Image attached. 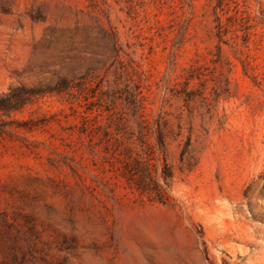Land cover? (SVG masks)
I'll return each mask as SVG.
<instances>
[{
	"label": "rangeland",
	"instance_id": "374dc122",
	"mask_svg": "<svg viewBox=\"0 0 264 264\" xmlns=\"http://www.w3.org/2000/svg\"><path fill=\"white\" fill-rule=\"evenodd\" d=\"M0 264H264V0H0Z\"/></svg>",
	"mask_w": 264,
	"mask_h": 264
},
{
	"label": "trees",
	"instance_id": "16d2710c",
	"mask_svg": "<svg viewBox=\"0 0 264 264\" xmlns=\"http://www.w3.org/2000/svg\"><path fill=\"white\" fill-rule=\"evenodd\" d=\"M65 87H66V83L65 81H63L59 88H65ZM164 174H165L164 175L165 178L171 177V173L169 171H165ZM148 177H149V181H147L144 177H140L135 181L137 189H139L142 192H149L151 194L155 193L156 194L155 198L163 202L167 201L168 196L163 186L159 182H157V180L152 175H149Z\"/></svg>",
	"mask_w": 264,
	"mask_h": 264
}]
</instances>
